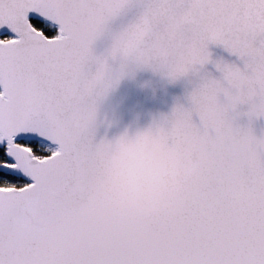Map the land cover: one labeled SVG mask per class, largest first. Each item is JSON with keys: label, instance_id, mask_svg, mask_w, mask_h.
Segmentation results:
<instances>
[{"label": "snow or ice", "instance_id": "snow-or-ice-1", "mask_svg": "<svg viewBox=\"0 0 264 264\" xmlns=\"http://www.w3.org/2000/svg\"><path fill=\"white\" fill-rule=\"evenodd\" d=\"M212 44L239 63L216 62L221 77L145 134L183 189L156 212L100 201L97 100L132 67L196 72ZM260 118L264 0H0V264H264Z\"/></svg>", "mask_w": 264, "mask_h": 264}, {"label": "water", "instance_id": "water-1", "mask_svg": "<svg viewBox=\"0 0 264 264\" xmlns=\"http://www.w3.org/2000/svg\"><path fill=\"white\" fill-rule=\"evenodd\" d=\"M133 11L113 22L109 30L94 43L95 55L107 53L112 44V34L126 26ZM209 52L211 60L208 64L176 80L150 68L132 67L114 87L97 100L93 138L104 147L97 157L92 178L91 191L96 198L118 207L117 201L132 193L141 198H159L164 201L171 194L167 189V179L171 174L180 172L178 163L165 149L146 138L145 134L169 117L177 106H187L188 97L202 77H221L216 62L239 63L238 58L222 45H210ZM110 63L113 68L119 66V61ZM241 122L246 124L247 120L243 119ZM252 127L257 135L264 133V118L253 121ZM137 136L146 138L155 149L151 173L121 181L107 167L106 154L120 138Z\"/></svg>", "mask_w": 264, "mask_h": 264}, {"label": "clouds", "instance_id": "clouds-1", "mask_svg": "<svg viewBox=\"0 0 264 264\" xmlns=\"http://www.w3.org/2000/svg\"><path fill=\"white\" fill-rule=\"evenodd\" d=\"M154 153V147L143 136L122 137L106 154V165L121 181L132 176L141 177L145 173H151ZM167 189L171 193L180 192L183 189L180 172L168 177ZM164 202L159 198H141L138 194L132 193L118 200L117 206L136 212H156L160 210Z\"/></svg>", "mask_w": 264, "mask_h": 264}]
</instances>
